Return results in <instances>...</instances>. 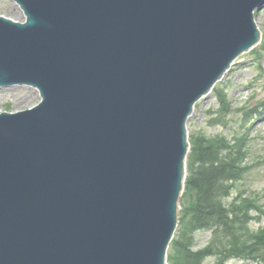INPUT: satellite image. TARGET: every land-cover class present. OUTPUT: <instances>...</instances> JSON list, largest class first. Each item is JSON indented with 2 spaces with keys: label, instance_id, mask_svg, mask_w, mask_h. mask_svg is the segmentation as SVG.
<instances>
[{
  "label": "water",
  "instance_id": "obj_1",
  "mask_svg": "<svg viewBox=\"0 0 264 264\" xmlns=\"http://www.w3.org/2000/svg\"><path fill=\"white\" fill-rule=\"evenodd\" d=\"M0 87V264H167L188 117L258 44L264 0H15Z\"/></svg>",
  "mask_w": 264,
  "mask_h": 264
},
{
  "label": "trees",
  "instance_id": "obj_2",
  "mask_svg": "<svg viewBox=\"0 0 264 264\" xmlns=\"http://www.w3.org/2000/svg\"><path fill=\"white\" fill-rule=\"evenodd\" d=\"M219 108L213 111V123L231 127V102L225 90H216ZM263 108L264 101L254 109ZM251 113L244 112L242 128L229 138L223 134L191 135L188 173L180 213L178 232L169 250L170 264H203L216 255L215 264H225L241 256L264 264V199L245 186L254 168L248 162L251 154L249 132L245 128ZM235 193V195H233ZM233 198L229 200V197ZM210 230L211 238L204 248L194 249V234Z\"/></svg>",
  "mask_w": 264,
  "mask_h": 264
},
{
  "label": "rangeland",
  "instance_id": "obj_3",
  "mask_svg": "<svg viewBox=\"0 0 264 264\" xmlns=\"http://www.w3.org/2000/svg\"><path fill=\"white\" fill-rule=\"evenodd\" d=\"M0 15H5L19 21L25 20V13L21 6L14 0H0ZM256 22L262 31V42L253 50L239 56L233 66L227 71L224 77L216 84V88L227 92L232 106L233 120L232 128L215 124L212 121L213 111L219 107V100L216 92L213 91L202 98L196 105L193 114L188 120L190 134L203 131L208 135L224 134L233 137L235 128H242L244 111L251 113L252 108L264 100V6L256 10ZM41 100L40 92L30 85H12L0 87V112L17 111L35 106ZM257 108L253 110L252 118L248 121L250 131L251 154L249 161L257 162L258 156H264V114H258ZM262 163H255L252 173L249 174L246 184L250 189L262 190L264 194V159ZM249 189V190H250ZM233 196L229 197L231 200ZM184 196L181 197V203ZM181 212V208H180ZM264 222H262L263 224ZM260 224L253 222V228ZM210 230H199L194 234L195 249L205 247L211 238ZM216 255H209L203 264H215ZM225 264H263L262 262L251 261L241 256H233Z\"/></svg>",
  "mask_w": 264,
  "mask_h": 264
}]
</instances>
